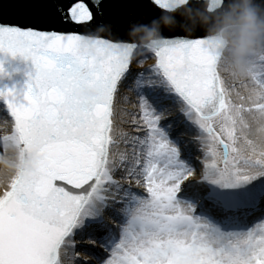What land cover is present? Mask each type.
Here are the masks:
<instances>
[{
	"label": "snow or ice",
	"instance_id": "1",
	"mask_svg": "<svg viewBox=\"0 0 264 264\" xmlns=\"http://www.w3.org/2000/svg\"><path fill=\"white\" fill-rule=\"evenodd\" d=\"M7 3L0 53L34 74L0 92V264H264V54L229 73L218 39L172 32L134 69L112 10L140 5Z\"/></svg>",
	"mask_w": 264,
	"mask_h": 264
},
{
	"label": "water",
	"instance_id": "2",
	"mask_svg": "<svg viewBox=\"0 0 264 264\" xmlns=\"http://www.w3.org/2000/svg\"><path fill=\"white\" fill-rule=\"evenodd\" d=\"M127 2L140 6L112 10V18L123 30L125 40L136 46V54L139 52H142L143 56L152 54L149 52L150 47L162 38L173 35L172 32H177L176 35L184 38H198L193 34L194 31L190 30L193 23L210 29L207 34L203 33L218 39L214 33L222 25L218 15L222 7L210 8L211 0H161L160 10L154 13L143 7L146 0ZM0 4H3L4 8L9 6L7 0H0ZM141 25L154 29L156 34L145 32ZM109 29L110 24L107 21H102L98 26L100 32H107ZM159 33H162V36ZM99 38H106V35L101 33ZM32 74L34 68L30 60L0 53V92L13 90L22 99L23 91L26 90V84Z\"/></svg>",
	"mask_w": 264,
	"mask_h": 264
},
{
	"label": "clouds",
	"instance_id": "3",
	"mask_svg": "<svg viewBox=\"0 0 264 264\" xmlns=\"http://www.w3.org/2000/svg\"><path fill=\"white\" fill-rule=\"evenodd\" d=\"M218 15L222 25L214 33L221 42L222 64L229 73L243 74L249 61L264 54V0H224ZM155 23V21H151ZM145 32L156 34L147 25ZM191 31L210 29L193 23ZM162 36V33H159ZM3 173L0 172V180Z\"/></svg>",
	"mask_w": 264,
	"mask_h": 264
},
{
	"label": "bare ground",
	"instance_id": "4",
	"mask_svg": "<svg viewBox=\"0 0 264 264\" xmlns=\"http://www.w3.org/2000/svg\"><path fill=\"white\" fill-rule=\"evenodd\" d=\"M137 57L140 59V63L133 64L132 67L134 69H138V68H149L155 62V58H154V55L153 54H149V55H144L143 56L142 55V52H139V54H137ZM237 85H236V88L237 89H240V92H243V88L241 86H237ZM125 91L128 92L127 90H125ZM122 95H123V93H122ZM123 97L125 99L122 102H120L119 105H118V107L120 109H124V106L125 107H129V106H131V105H133L135 103L131 99L129 101L128 100L129 97L124 96V95H123ZM1 105H2V103L0 102V137H3L4 135L10 134L12 125H11L10 121L7 122V123L4 122V117L6 116V113L3 111L4 106L1 107ZM122 115H125V114L122 113ZM171 115H174V113H172ZM171 115H169V116H171ZM125 118H126V115H125ZM123 127H124L125 130H127V125H124ZM186 138H188V136H186ZM1 146H2L1 156H3L5 154V149L3 148L2 143H1ZM7 155H9V156L12 155L11 149H9L7 151ZM3 190H4V188L3 187H0V193H2Z\"/></svg>",
	"mask_w": 264,
	"mask_h": 264
},
{
	"label": "rangeland",
	"instance_id": "5",
	"mask_svg": "<svg viewBox=\"0 0 264 264\" xmlns=\"http://www.w3.org/2000/svg\"><path fill=\"white\" fill-rule=\"evenodd\" d=\"M237 86H240L239 84L237 85ZM130 88H124L123 90H122V93H123V95L124 96H127V97H129L128 98V100L130 101V99L131 100H133L134 102H136V96L134 95V93L131 91V90H129ZM125 90H127L128 92H126ZM237 91H240V89H237ZM235 94V93H234ZM233 94V98L235 99V95ZM132 107H133V105H131V106H129V107H125L124 106V109H127V110H129V111H131L132 110ZM172 113H169L168 115H171ZM186 136H188V138L189 139H191V136H189V135H187L186 134ZM1 151H2V146H1V143H0V156H1ZM133 187H135V185H133Z\"/></svg>",
	"mask_w": 264,
	"mask_h": 264
}]
</instances>
